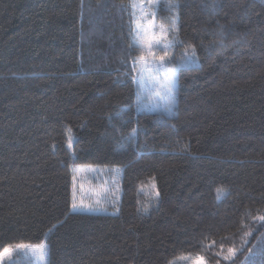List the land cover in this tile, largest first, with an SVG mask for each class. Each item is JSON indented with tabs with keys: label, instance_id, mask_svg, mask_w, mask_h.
Wrapping results in <instances>:
<instances>
[{
	"label": "trees",
	"instance_id": "obj_1",
	"mask_svg": "<svg viewBox=\"0 0 264 264\" xmlns=\"http://www.w3.org/2000/svg\"><path fill=\"white\" fill-rule=\"evenodd\" d=\"M155 8L176 23L172 115L139 108L133 0H0V253L56 233L69 212L51 178L92 166L118 172L105 207L120 264H264V0ZM64 75L93 98L74 123L47 80ZM200 158L239 164L234 229L201 215Z\"/></svg>",
	"mask_w": 264,
	"mask_h": 264
},
{
	"label": "rangeland",
	"instance_id": "obj_2",
	"mask_svg": "<svg viewBox=\"0 0 264 264\" xmlns=\"http://www.w3.org/2000/svg\"><path fill=\"white\" fill-rule=\"evenodd\" d=\"M158 2L133 0L135 43L141 47L133 71L139 89V108L172 115L177 103L179 71L177 64H170L171 60H177L176 23L164 26L156 18ZM47 80L71 123L89 112L93 98L83 77L47 76ZM73 144L74 138H71V148ZM199 163L201 215L209 225L213 224L216 234L234 229L241 222L244 208L237 195L239 164L212 158H200ZM115 175L109 176L97 167L81 166L69 176L52 177L53 193L57 192L62 207L68 210V221L42 244L8 248L7 255H0V264H120L118 226L111 224L118 222V215L107 213L105 207L106 183L108 188L110 183L114 189L118 187ZM64 240L69 248H62L58 255L53 243L58 248ZM201 261L205 264L198 257H184L181 263L201 264Z\"/></svg>",
	"mask_w": 264,
	"mask_h": 264
},
{
	"label": "snow or ice",
	"instance_id": "obj_3",
	"mask_svg": "<svg viewBox=\"0 0 264 264\" xmlns=\"http://www.w3.org/2000/svg\"><path fill=\"white\" fill-rule=\"evenodd\" d=\"M163 59H164V58L161 57V60H163ZM260 227H261V228H264V218H262V223L260 224ZM18 247H20V248H24L25 245H18ZM8 253H9V249H8V248H5V249L3 250V253L0 254V255H7ZM201 264H203L202 261H201Z\"/></svg>",
	"mask_w": 264,
	"mask_h": 264
}]
</instances>
